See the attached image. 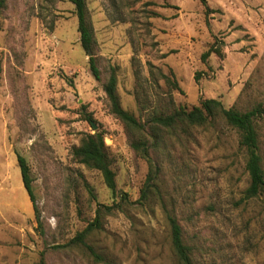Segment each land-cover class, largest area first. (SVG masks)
<instances>
[{
  "label": "rangeland",
  "instance_id": "rangeland-1",
  "mask_svg": "<svg viewBox=\"0 0 264 264\" xmlns=\"http://www.w3.org/2000/svg\"><path fill=\"white\" fill-rule=\"evenodd\" d=\"M208 1L210 27L200 0H86L97 80L72 0H6L0 10V264H182L168 213L182 226L193 264H264V201L245 198L250 177L240 133L222 118L162 132L150 149L151 166L110 112L104 89L114 72L123 108L142 122L169 110L170 99L188 110L203 99L241 112L264 106V0ZM215 42L222 59L213 54L204 63ZM89 115L104 134L117 194L74 156L84 135L96 132ZM257 128L264 168V120ZM19 155L31 170L37 212ZM151 176L154 187L143 199ZM115 205L120 208L102 212V228L86 239L100 259L72 244L99 209Z\"/></svg>",
  "mask_w": 264,
  "mask_h": 264
},
{
  "label": "trees",
  "instance_id": "trees-1",
  "mask_svg": "<svg viewBox=\"0 0 264 264\" xmlns=\"http://www.w3.org/2000/svg\"><path fill=\"white\" fill-rule=\"evenodd\" d=\"M72 2L76 7L81 46L88 55H93L89 60L90 70L93 76L97 80H100L101 71L97 64L95 34L90 20L87 2L86 0H72ZM200 2L205 8L207 26L210 27V15L214 13V9L211 7L208 0H200ZM5 5L6 0H0V10L3 9ZM213 54L222 59L221 50L216 42L202 55L203 62L207 63ZM2 73L3 68L0 62V82L2 80ZM161 76H163L169 84L171 83L169 77L163 74ZM200 78L201 75L198 74L196 76V81L199 82ZM174 86L179 90V85L176 82ZM104 89L108 98L110 112L124 124L125 128L132 136V148L134 151L141 154L151 166L153 162L150 149L160 141V133L167 132L170 135H174L177 134V131L187 132L191 128L206 126L219 118L224 119L228 125L240 133V144L246 152V170L250 177V186L245 193V198L253 199L261 197L264 201V168L260 153L259 133L257 128L258 122L264 120V106L262 104L257 105L249 111L241 112L236 108H225L220 100L203 99L199 106L194 107L192 110H188L184 107L177 108L174 105L173 99H170L169 110L167 109L166 112L155 111L149 116L146 122H142L123 108L117 92L118 78L114 72L111 74ZM86 120L90 122L96 132L94 134L84 135L80 145L74 149V156L88 168L98 170L103 175L107 187L114 194H117L116 173L112 169L104 134L95 128L92 115H89ZM148 130H150L151 134L148 133ZM147 135L154 139L153 143L149 142L146 138ZM18 161L25 189L37 212L30 167L23 156L19 155ZM155 180L156 176L149 177L146 188L143 191V199L148 198L151 188L154 187L153 181ZM118 208H120L119 205L112 207L104 206L103 210L99 209L95 222L91 223L83 232L73 239L72 244L86 246L97 259H100L94 249L87 245L86 239L92 232L102 228V212L112 214L113 211ZM167 216L171 228L172 247L176 257L182 264H193L190 248L184 241L182 226L175 216L170 213H168Z\"/></svg>",
  "mask_w": 264,
  "mask_h": 264
},
{
  "label": "water",
  "instance_id": "water-1",
  "mask_svg": "<svg viewBox=\"0 0 264 264\" xmlns=\"http://www.w3.org/2000/svg\"><path fill=\"white\" fill-rule=\"evenodd\" d=\"M90 58L93 56L92 54H89ZM95 128H97V126L94 124Z\"/></svg>",
  "mask_w": 264,
  "mask_h": 264
}]
</instances>
